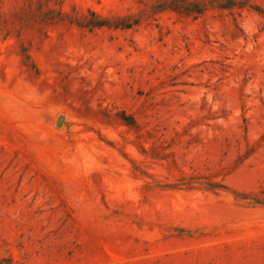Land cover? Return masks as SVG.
I'll use <instances>...</instances> for the list:
<instances>
[{
  "label": "rangeland",
  "instance_id": "1",
  "mask_svg": "<svg viewBox=\"0 0 264 264\" xmlns=\"http://www.w3.org/2000/svg\"><path fill=\"white\" fill-rule=\"evenodd\" d=\"M171 1L0 0V264H264V0Z\"/></svg>",
  "mask_w": 264,
  "mask_h": 264
},
{
  "label": "trees",
  "instance_id": "2",
  "mask_svg": "<svg viewBox=\"0 0 264 264\" xmlns=\"http://www.w3.org/2000/svg\"><path fill=\"white\" fill-rule=\"evenodd\" d=\"M230 0V2L226 6H221L222 8H232L235 6ZM171 9L176 12L184 13L186 15H191L193 13L202 14L205 11L204 5L197 1L186 2V0H172L171 2L165 4L163 10ZM103 24H98V26H102Z\"/></svg>",
  "mask_w": 264,
  "mask_h": 264
}]
</instances>
